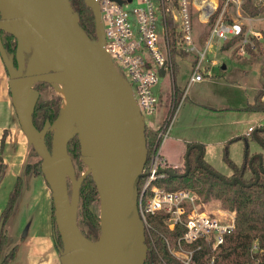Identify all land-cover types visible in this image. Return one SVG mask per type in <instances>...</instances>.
I'll return each instance as SVG.
<instances>
[{"label":"water","instance_id":"95a60500","mask_svg":"<svg viewBox=\"0 0 264 264\" xmlns=\"http://www.w3.org/2000/svg\"><path fill=\"white\" fill-rule=\"evenodd\" d=\"M83 3L93 18L94 41L79 26L68 0H0V31L16 42V65L7 57L1 41L0 60L18 126L39 156L40 172L50 190L54 224L61 241L60 264H143L147 247L136 208L137 183L144 175L146 159L143 116L129 84L103 50L96 1ZM24 54H28L26 59ZM158 73L163 76L162 68ZM36 83L61 85L64 94V105L55 123L48 128L46 121L40 131L32 124L39 96L33 88ZM73 121L77 130H71ZM54 125L47 150L43 135ZM74 135L98 197L99 234L95 240L86 238L76 221L80 179L75 178L66 150ZM191 148L197 149L194 160L205 168L198 159L201 145L193 143L184 153V170L178 176L189 169ZM254 156L261 172V156L254 154L251 158ZM67 172L69 195L65 190ZM208 172L229 184L239 182L236 177L226 181ZM254 176L255 182L258 173Z\"/></svg>","mask_w":264,"mask_h":264},{"label":"built area","instance_id":"2783aa9c","mask_svg":"<svg viewBox=\"0 0 264 264\" xmlns=\"http://www.w3.org/2000/svg\"><path fill=\"white\" fill-rule=\"evenodd\" d=\"M95 1L103 32V50L117 73L120 75V69L125 72L128 80H124L131 88L141 115L156 109L157 98L152 87L160 78L159 69L162 68L163 75L165 72L169 77L173 75L167 17L175 23V49L193 55L186 87L209 73L203 62L213 43L241 36L245 31L242 20L246 16L241 13L246 0H121L120 4L114 0ZM250 2L255 7L263 5L261 0ZM194 20L203 24L212 21L201 47H197L194 39ZM251 37L257 41L262 39L256 31L251 32ZM246 42L254 49L252 41ZM168 121L156 128L157 136L162 139L169 130ZM251 130L252 127H248L246 135ZM168 167L176 168V165L162 160L157 146L154 147L137 189L136 208L144 235L151 241L149 218L158 216L167 230L177 231L173 237H164L166 250L175 261L179 264H220V245L235 228L234 211L224 207L206 209L204 200L192 189H166L155 184L158 169ZM228 264H264V251L253 241L249 260Z\"/></svg>","mask_w":264,"mask_h":264},{"label":"trees","instance_id":"16d2710c","mask_svg":"<svg viewBox=\"0 0 264 264\" xmlns=\"http://www.w3.org/2000/svg\"><path fill=\"white\" fill-rule=\"evenodd\" d=\"M68 1L72 11L76 13L77 22L81 29L88 37L89 35L94 36L93 18L89 9L84 5L83 0ZM243 11L248 12L250 15H256L259 12H262L264 14V4L259 7H255L251 4L250 0H246V4L243 6ZM211 23L212 21L204 23L207 25V30ZM166 31L169 45L172 47V58H174V56L176 55H186V53L180 52L174 47L175 41L177 39V34L175 32L174 24L168 17L166 18ZM262 34V38L264 39V33ZM239 38L240 35L233 36L229 39L224 40L221 48H227ZM250 40L253 42L254 47L257 48L258 52L264 57V44L261 46L259 42L253 37H250ZM0 41L7 57L14 64V53L16 47L14 38L10 34L4 31H0ZM246 48L250 50L248 44H246ZM262 67H264V58ZM42 85H46V83H37L33 87L34 89L39 91ZM263 94L264 87L260 86L255 90L252 101L250 103H247L244 109L246 111L264 112V101L261 100V96ZM172 102L173 104H175L176 102H178V99L173 96ZM62 103L63 101H61V98L59 96H55L44 101H36L32 112L33 126L38 131H40L44 123L47 121L48 128H51L59 115ZM165 121H168V119H166ZM144 136L146 147V159L144 165H146L150 159L154 147L157 146V142L147 139L145 126ZM5 137L6 131H3L0 136V152L2 151ZM51 138L52 131L50 129L43 135V141L47 150L50 149ZM229 141L230 139L225 143ZM261 143L264 144V140H261ZM191 144L193 143L190 142L186 144L185 151ZM29 147L31 149L32 155L36 157V160L33 162H28V159H26L23 167V174L36 175L41 173L40 158L33 151L30 145ZM66 150L70 158H77L79 159L80 165L82 164V161L79 158V146L75 135L68 140L66 144ZM196 153V148H191L189 150V169L185 175L178 176L184 170L183 162L182 165L176 168L168 167L164 169L177 175L165 174L161 171L163 169H158V173L155 176L154 183L163 186L166 189H192L198 193L202 200L205 201L209 197H213L218 199L220 204L224 208L233 210L235 213V228L232 233L225 236L223 243L220 245V250L218 253V263L228 264L232 262H245L249 260V247L251 246L253 241H256L258 246L264 251V167L262 165V162L260 165L262 171L259 172L258 159L255 156L251 158V155H249L247 147L245 146L242 161L239 165H236L228 158L224 144L222 147L221 160L231 170V174L228 177H224L221 175L220 176L226 181H229L232 177H236L239 180V182L235 181L233 184H229L227 182L221 181L215 175H212L208 172V170H211L213 172L215 171L202 161V147L201 154L198 159L205 168L200 166L194 160ZM3 169L4 163L0 156V175ZM80 172L81 171L74 173L75 178L80 179L78 192V210L80 217L78 218V222L82 228H85L87 230L86 232L80 230V232L88 239H95L99 234L98 216L94 208V205L98 202V197L90 175L85 173L83 174V176H81ZM255 172L258 173V178L254 182ZM141 182L142 178L138 180L137 189L139 188ZM21 189L22 178L20 176H17L11 186V189L8 192L6 202L2 210L0 211V251L7 242L5 224L12 213L14 204L21 192ZM149 223L151 225V228L149 230L151 241H149L146 238V235H144V243L146 244L147 249L143 264H179L169 255L164 243L165 236L173 237L177 233V231L167 230L162 225L158 216L150 217ZM50 228L53 244L59 252L61 249V241L54 224L52 203L50 209ZM14 250L15 247H11L8 252L4 256H2V258H0V264H7L12 259Z\"/></svg>","mask_w":264,"mask_h":264},{"label":"rangeland","instance_id":"374dc122","mask_svg":"<svg viewBox=\"0 0 264 264\" xmlns=\"http://www.w3.org/2000/svg\"><path fill=\"white\" fill-rule=\"evenodd\" d=\"M134 4L135 2L133 1L132 6ZM241 14L243 16H246L242 20V22L245 25V28L249 29L252 32L256 31V32H259L260 34L264 33V14L262 12H259L256 15H250L248 12L244 11ZM252 17L254 19L249 20ZM193 28H194L195 36L200 44L202 42V39H204L207 33L206 31L207 25L201 24L197 20H194ZM248 35L250 39L251 34H248ZM258 42L262 46L264 44V39L262 38ZM235 49L236 48L234 46V48L232 49V53L233 51H235ZM254 51L256 52L255 54H253V56L259 57L260 55L261 61L263 64V58H264L263 55L258 52L257 48H255L253 52ZM192 56H193L192 54H187V57H185V59H180V58L172 59L173 78H170L168 73L165 72V75H163L162 77L158 79L157 83L154 84L152 87V92L157 98L156 109L153 113H150V114L143 113L142 114L144 126L146 128L147 139L150 141L157 142V149H158L159 155L160 153L162 154L163 151H166V152H170V154L177 156L179 154V150H181V152L185 151V144H181L180 142L176 141L175 130H177L176 132L179 131L178 127L180 128V126H182L183 119L184 120L191 119L195 121L201 120V118L204 117L207 113L206 110H203L205 108L202 105L198 107L195 106V108L192 106L190 101L193 100V98L200 100V102L205 103V104H208L209 102H213L215 104L216 103L217 104H228L230 106L240 107L246 103V100L247 101L250 100L251 95L253 93L252 87L257 86L258 84L259 72L261 73L262 81H264V67H261V71H260V62L258 60H257V65L251 67V69L248 71V76L246 77V80L243 81L241 70L245 68L241 62L237 61L234 58V55L231 54V50H219L218 48L211 46L206 52V55H205L206 61L203 62V65L209 69L208 76L204 75V79L201 83L189 84L186 87L185 80L188 74L190 73L189 60ZM211 60H215V64H210ZM249 62H251V59ZM223 66H225V69L222 68ZM119 73L123 79L125 80L127 79V76L122 69L119 70ZM173 86H175L181 91L179 95L180 98L178 102H176L175 104H173L172 97H171ZM56 88L57 86L51 87L48 84L42 85L38 91L39 96H38L37 101H44L47 99H51L55 96H59L61 98V101H63V97L60 96L59 90H56ZM181 93H182V96H181ZM185 95H186V99L184 100L183 98ZM220 97H223V99H219ZM224 115L226 114H219L215 116L218 118L217 120L218 122L213 127L220 126L221 131L219 132L220 134H218V131H216L217 133L214 134L215 137L211 141L212 144H216L212 146V148H210L211 154H212L211 162L214 164L209 165L205 163L204 162L205 158H202V161L206 165H208L210 168H212L215 172H217L219 175L228 177L230 176L229 174L231 173V170L228 167H218L216 165L218 162H221L218 159L219 158L218 156L220 155L219 142L226 139V136H229L230 132H232L233 130L236 132L243 128H246V125H245L246 122L241 123V121H236L238 119V116H235L236 114H233V116H230V114H228L227 116H224ZM261 116L264 117V114H261ZM166 118L169 120L168 122L170 123V125H169V130L167 132L166 137L162 139L161 137L157 136L156 128L162 125L164 121L166 120ZM15 120H16V117H15ZM254 123L255 122L252 121L249 123V125L254 126L253 125ZM261 123H262L261 128H264V119L261 121ZM71 128H74V130H77V124L75 121L71 122ZM201 128H202V125L192 124V123H190V125L187 127H183V129H187L186 131H184L185 133H189V134L199 133L200 136L207 138V140L208 139L210 140V137H207V135H205L206 131H204ZM259 128L260 127H255V136H251V137L249 136V138L247 139V143H248L247 150L248 151L252 150V146H254L259 152L257 154L261 156L262 163H263L262 165L264 167V144L261 143V140H264V131L259 130ZM53 129H55V125L52 127L51 131ZM234 143H237V144H234ZM224 144H225L228 158L232 162L236 163L238 161L237 159L238 156H237V152H236V155L234 153L235 149L236 147H238L237 145L239 144H240V147L243 146L244 148L245 141L241 137L240 138L234 137V139L232 140L230 139L229 142L224 143ZM26 157L28 159V162H33L36 160V157L32 155L31 153L30 147L27 148ZM215 160L217 163H215ZM71 162L74 168V173L81 171L80 172L81 176L82 174L86 173L87 167L84 161H82V164L80 165L79 159L71 158ZM36 176L41 178L42 174L39 173V174H36ZM68 176H69V172H67V179L65 183V190L67 194L69 195L70 190H71V185L68 180ZM44 186L50 192L46 183L44 184ZM204 202H205L206 209L223 207L220 204L219 200L213 197H209ZM77 208H79V201H78ZM94 208L98 216V202L94 205ZM79 217H80V214H79V210L77 209V216H76L77 225L79 227V230L86 232L87 230L85 228H82L78 222ZM17 221H18L17 229L15 230L16 222L13 220L12 227L14 228L13 229L14 231H11V232H15V235L17 234L18 236H20L24 233V228L22 226L23 220L17 219ZM5 231H6V228H5ZM6 235H7V232H6ZM13 239L14 238L10 239L11 240L10 241L7 236V242H6L7 245L5 244L2 247V250L0 251V258H2V256H4L8 252V250L11 247L10 245L14 244ZM95 239L92 238L90 240H95Z\"/></svg>","mask_w":264,"mask_h":264},{"label":"crops","instance_id":"0c3cea01","mask_svg":"<svg viewBox=\"0 0 264 264\" xmlns=\"http://www.w3.org/2000/svg\"><path fill=\"white\" fill-rule=\"evenodd\" d=\"M252 1L254 2V0ZM261 3L264 4V0H261ZM253 19V17L250 18V20ZM172 23L175 26V23ZM251 32L247 33V30L245 28L244 33L238 40L233 43L234 45L231 44L232 46L230 45L224 49L221 48L223 41H217L212 44V47H216L219 50H231V54L234 55V58L243 64L245 68L241 70L243 81L246 80L248 71L251 69V67L257 65V60L260 62V71L262 67L261 56H253V54H255L256 52H253V50H255V47L254 49L250 48V50L246 48V44H248V42L246 41L250 40L248 34H251ZM193 33L197 47H201L203 45L204 39H202V42L199 44V41L195 36L194 28ZM234 46L236 49L232 53V49L234 48ZM185 57H187V55H176L173 59H185ZM250 59L252 63L249 62ZM192 60L193 56L189 60L190 67L192 64ZM210 64H215V60H211ZM222 68L225 69V66H223ZM206 76H208V74ZM170 78H173V75ZM187 78L185 80V83L187 81ZM203 79L201 81L191 82L190 84H199L203 81ZM259 85L264 87V81H262L260 72L257 86L252 87L253 93L250 100H246V103L240 107H234L228 104H215L213 102L205 104L200 102V100L193 98V100L190 101L192 106L195 108V106L198 107L202 105L205 108L203 110H206L207 113L204 117L201 118V120L195 121L191 119H183L182 126H180V128L178 127L179 131L176 132L177 130H175L176 141L180 142L181 144H185V147L186 144L190 142L199 143L202 147V158H205L204 162L209 165L214 164L211 162L212 154L210 148H212V146L216 144H212L211 141L214 139V134L217 133L216 131H218V134H220L219 132L221 131L220 126L213 127L218 122V118L215 116L219 114H226L224 116L230 114V116H233V114H236L235 116H238V119L236 121H241V123L246 122V128H243L236 132L233 130L232 132H230L229 136H226V139L219 142L220 155L218 156V159L221 162L217 163L215 160V163H217L216 165L218 167H227L221 160L222 147L225 143L224 141L234 139V137H241L245 141V146L248 148L247 139L249 138V136H255V127H260L259 130L264 131V128H261V121L264 119L261 114H264V112L246 111L244 109L246 104L252 101L253 94L255 90L260 87ZM180 92L181 91L178 88L173 86L171 97L175 96L176 99L179 100ZM183 99H186V95ZM219 99H223V97H220ZM261 100L264 101V95L262 96ZM252 121L255 122L253 124L254 126L249 125V123ZM190 123L202 125L201 129L206 131L205 135H207V137H210V140H207V138L200 136L199 133H185L184 131H186L187 129H183V127L189 126ZM248 127H252V130L249 132V135H246ZM3 131H6V137L2 151L0 152V156L4 163V169L0 175V211L2 210L6 202L8 192L11 189L15 178L17 176H20L22 178L21 192L14 204L12 213L5 224L9 240L14 238V244H11L10 246L15 247L13 257L7 264H60L59 252L53 244L50 228L51 195L44 186L45 183L42 177L40 178L32 174H23V167L27 159L26 153L29 145L27 144L25 137L15 120L14 111L10 102L9 91L7 88V75L0 60V136ZM237 146L238 147H236L234 153L236 155L237 152L238 161L236 163H233L239 165L242 161L244 148L243 146L240 147V144ZM184 153L185 151L181 152V150H179V154L176 156L170 154V152L163 151L159 156L167 164L176 165V167H178L181 165V163L183 164L184 162ZM248 153L249 155H254L259 152L254 146H252V150L248 151ZM17 219L23 220L22 226L24 228V233L20 236H18L17 234L15 235V232H11L14 231V228L12 227L13 220L16 222L15 230L17 229Z\"/></svg>","mask_w":264,"mask_h":264},{"label":"bare ground","instance_id":"6f19581e","mask_svg":"<svg viewBox=\"0 0 264 264\" xmlns=\"http://www.w3.org/2000/svg\"><path fill=\"white\" fill-rule=\"evenodd\" d=\"M59 88V89H58ZM56 90H59V94L60 96L63 97V104L62 106L64 105V94H63V87L61 85L57 86ZM72 130H74V128H71Z\"/></svg>","mask_w":264,"mask_h":264},{"label":"flooded vegetation","instance_id":"af4514ba","mask_svg":"<svg viewBox=\"0 0 264 264\" xmlns=\"http://www.w3.org/2000/svg\"><path fill=\"white\" fill-rule=\"evenodd\" d=\"M90 11V10H89ZM89 39H91L92 41H94V39H95V34H94V36H92V35H89ZM27 56H28V54H24V59H26L27 58ZM15 62V61H14ZM15 63L13 64V66L15 67ZM23 72V71H22ZM48 85H50V84H48ZM51 86V85H50ZM52 87V86H51ZM71 159V158H70Z\"/></svg>","mask_w":264,"mask_h":264}]
</instances>
